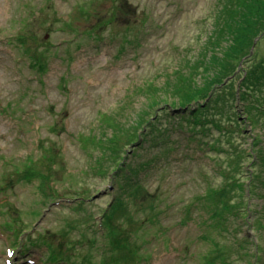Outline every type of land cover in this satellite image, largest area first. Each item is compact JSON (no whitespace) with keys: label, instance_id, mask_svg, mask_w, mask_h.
<instances>
[{"label":"rangeland","instance_id":"1","mask_svg":"<svg viewBox=\"0 0 264 264\" xmlns=\"http://www.w3.org/2000/svg\"><path fill=\"white\" fill-rule=\"evenodd\" d=\"M233 1L0 0V264H264V91L242 95L250 70L264 90V33L230 58ZM212 56L239 65L173 109L160 88ZM142 113L166 134L136 132L129 188L90 142Z\"/></svg>","mask_w":264,"mask_h":264},{"label":"trees","instance_id":"2","mask_svg":"<svg viewBox=\"0 0 264 264\" xmlns=\"http://www.w3.org/2000/svg\"><path fill=\"white\" fill-rule=\"evenodd\" d=\"M227 15L228 19L225 23L226 28L223 30V35L226 37V42L230 47L225 46L224 50L228 51V49H230L229 54L231 55L230 58H232L235 52L240 49L245 50V48H248L246 45L247 43L252 44L254 38L264 33V0H234L227 10ZM247 36L250 41H247L244 45L242 43V40L246 39ZM230 38H232V40ZM240 44H243L244 47H242ZM38 62L39 64L33 65V68L44 72L45 68L43 62ZM237 65H239V62L222 61V59L212 56V59L210 61H203L197 66H193L192 68H186V66H184L187 71L179 70L174 73L172 78L174 79L175 77H177L176 82H171L166 87L160 88V90H162L163 88H167L166 91H168L170 95L172 94L175 99L180 100V102H178L179 104H176L175 100L172 102L171 106H173V109H181L183 111V109L191 108L195 103L200 102L199 100H202L203 96L206 97L208 93L213 89L214 85H218L221 82V79L228 77L227 75H231L235 72V70L237 69ZM212 71H214V75H208ZM223 71H227V75H225ZM246 74L252 75V78L248 82L247 91L242 92V95L252 97L255 96L256 92H263V88L260 90H255L253 88L252 80L256 78L259 79V77L255 76V70H250V73L249 71H246ZM244 79L245 81L248 80L247 77H244ZM213 101H215V98L213 99ZM157 106H159V101H155L150 107L151 109H154ZM167 115L169 114L167 113ZM255 116L260 118V124L264 122V113L263 115L255 114ZM246 117L248 120L249 118L250 120H253V116L251 117L249 114H246ZM157 121L158 119L156 120V122ZM231 121L234 125H237L235 119H232ZM106 125L110 129H113V136H104L103 138L95 137L94 139H91L90 144L96 146L98 149L105 150L106 153L112 154L111 156H115L117 158L116 164L118 165V167H116H121L120 170H122L123 175L126 178H131L133 181L132 184H127L128 187H134L137 184L135 181L138 174H141L142 171H144L145 168L149 166V162L139 164L138 168L130 166V164H127L125 161L126 157L123 156L125 154L126 147L131 145L134 146L137 144V141L140 137L136 134V132L144 126H148L147 128H149V132H144V134L142 135V143L151 140L148 139V134L153 135V137H155L156 135L163 136L164 134H166V129L158 127V124H155V122L153 123L152 118H148V113H142L141 115H139V120L131 126H129L128 124H122L121 122L116 121L115 118L113 119L111 124L110 122H108ZM201 128L204 129V124L201 125ZM211 128L217 129V124L215 122L211 123L205 130L211 131ZM234 131L236 130L228 128L227 130L223 131L222 134L226 139H229L232 137ZM233 140L234 138L232 137L229 143L231 144V146H234V144L232 143ZM46 144L49 145L50 143L46 142L44 145ZM49 146L45 149V151H53L55 154H59L57 152L58 149L53 146V144H50ZM213 146L221 147V145L218 143V139L215 141V143H213ZM135 150L137 151V149ZM51 158L53 157H50L49 159ZM55 160L56 159H52L51 162ZM33 163L34 162L32 161V164ZM32 164L28 166V170H25L21 174L28 178L33 177L32 179H34V176L38 175L40 172L31 168ZM96 166L98 170L97 173L105 172L101 164L99 166V163H96ZM241 191H243V189ZM33 214L37 213L34 211Z\"/></svg>","mask_w":264,"mask_h":264},{"label":"bare ground","instance_id":"3","mask_svg":"<svg viewBox=\"0 0 264 264\" xmlns=\"http://www.w3.org/2000/svg\"><path fill=\"white\" fill-rule=\"evenodd\" d=\"M9 255H11L10 257H12V254L11 253H9ZM7 263L10 264L11 263L10 260H8Z\"/></svg>","mask_w":264,"mask_h":264},{"label":"water","instance_id":"4","mask_svg":"<svg viewBox=\"0 0 264 264\" xmlns=\"http://www.w3.org/2000/svg\"><path fill=\"white\" fill-rule=\"evenodd\" d=\"M186 110H187V109H186ZM180 111H181V110H180ZM180 111H179V112H180Z\"/></svg>","mask_w":264,"mask_h":264}]
</instances>
